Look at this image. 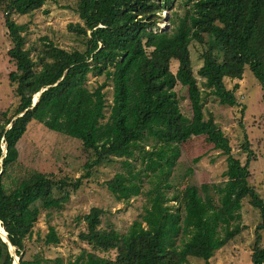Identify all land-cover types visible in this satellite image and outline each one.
<instances>
[{
	"label": "trees",
	"instance_id": "obj_1",
	"mask_svg": "<svg viewBox=\"0 0 264 264\" xmlns=\"http://www.w3.org/2000/svg\"><path fill=\"white\" fill-rule=\"evenodd\" d=\"M45 2L0 0L11 41L7 54L15 66L8 78L18 98L12 113L0 112V224L20 258L18 264H186L189 257L208 263L244 226L240 223L244 198L261 219L255 227L251 264H264L260 244L264 200L248 183L249 142L242 144L248 157L241 163L223 131L205 120L203 90L193 74L189 50L192 41L203 44L196 75L219 104H237L238 84L229 89L224 80H240L246 66L261 84L264 102V0H179L187 6L182 15L172 10L174 0H76L74 11L81 21L70 22L67 28L83 48L66 50L48 41L34 59L25 47L27 24L13 16L31 14ZM164 10L169 11V27L160 31L157 13ZM172 61L178 63L175 72L170 69ZM89 75L104 76L105 81L90 88ZM107 80L112 83L110 104L103 90ZM177 83L187 88L190 117L180 109ZM30 121L78 139L84 150L91 151L83 164L85 174L56 178L54 173L36 171L7 190L4 175L18 158L17 143ZM197 136L226 156V180L186 185L167 195L165 190L173 185L166 180L180 144ZM115 157H124L125 167L129 160L140 159L141 171L152 183L142 191L143 180L131 171L117 172L103 183L117 201L144 194L142 212L127 230L101 228L103 209L92 206L82 216L85 228L78 234L89 249L66 262L38 253L26 258L25 241L32 236L40 210L61 208L93 167ZM43 242H59L53 226ZM110 250L116 251L114 258L99 254ZM13 259L0 238V264Z\"/></svg>",
	"mask_w": 264,
	"mask_h": 264
},
{
	"label": "rangeland",
	"instance_id": "obj_2",
	"mask_svg": "<svg viewBox=\"0 0 264 264\" xmlns=\"http://www.w3.org/2000/svg\"><path fill=\"white\" fill-rule=\"evenodd\" d=\"M75 7L76 0H46L43 6L31 14L13 16L17 22L27 24L25 47L31 50L34 59L38 50L48 41L66 50L83 48L81 40L67 28L70 22L81 21L74 11ZM186 7L179 0H174L172 10L182 15ZM168 12L164 10L157 13L156 24L160 30L169 27ZM4 20L0 7V112L8 110L12 113L18 103V98L15 97L14 85L8 78V74L15 69V66L7 54L11 41ZM203 48V44L195 41L189 45L192 71L203 90L201 105L204 118L223 131L229 139L232 152L240 158L241 163H245L248 157V154L242 151V144L245 141L249 142L251 154L248 163L250 173L248 183L264 200V102L261 84L246 66L240 80L228 78L224 80L229 89L233 88L235 83L238 84L234 90L237 104L234 106L219 104L215 97L206 94L208 90L202 85L203 79L196 75L202 64ZM177 64L176 61L171 62L170 69L173 72L176 71ZM104 81V76L89 75L88 77L90 88ZM106 83L103 90L106 101L110 104L113 92L112 83L110 80ZM174 90L177 92L181 111L190 117L191 109L187 88L177 83ZM108 114L109 106L105 109L106 117ZM17 149L18 158L4 175L7 190L15 188L22 178L36 171L54 173L56 178L79 177L85 174L83 164L91 153L82 148L78 139L49 130L37 121H30L27 124L25 133L17 143ZM179 149L180 154L166 180L173 185L172 188L165 190L167 195L171 196L181 191L186 185L222 184L226 180L223 175L226 169V156L213 149L204 136L193 137L182 142ZM124 159V157H115L112 162H103L93 167L90 176L85 178L80 187L71 193L61 208L41 209L32 226V236L25 241V257L31 258L38 253L46 258L61 257L66 262L82 249H89L79 240L78 234L85 228L82 216L92 206L103 209L100 217L101 228H115L121 233L125 232L131 222L142 212L146 198L141 193L131 197L128 202L117 201L103 183L117 172L127 174L128 171L139 173L138 177L143 180L142 191L150 188L152 183L148 182L149 177L144 176V172L141 171L143 164L140 159L129 160V167L122 164ZM210 193L214 198L217 197L212 189ZM171 204L176 205L175 202ZM240 213V223L244 225L241 231L226 245L215 251L208 263L200 258L189 257L186 264H251V253L257 235L255 227L261 221L260 214L250 204L249 198L242 200ZM49 226L54 227L59 238V242L55 245H46L43 242ZM260 235V244L263 245L264 231H261ZM12 253H15L13 248ZM99 254L114 258L116 251L110 250ZM16 263L17 257H15L14 264Z\"/></svg>",
	"mask_w": 264,
	"mask_h": 264
},
{
	"label": "water",
	"instance_id": "obj_3",
	"mask_svg": "<svg viewBox=\"0 0 264 264\" xmlns=\"http://www.w3.org/2000/svg\"><path fill=\"white\" fill-rule=\"evenodd\" d=\"M167 29V28H166ZM160 31H163V30H160ZM39 94H40V92H38V93H36L34 96H33V99H32V106L33 105H35V103L37 102V100H38V96H39ZM22 114V113H21ZM20 114V115H21ZM10 127V124L7 126V128H9ZM4 152H5V149H4ZM0 164H1V160H0ZM0 238H1V240L3 241V242H6V241H4V239L0 236ZM6 244H7V246H8V249H9V251H10V246L11 247H13V245L10 243V241L9 242H6ZM13 249H14V247H13ZM15 252V251H14ZM10 254L12 255V253H11V251H10ZM16 255V254H15ZM17 256V255H16ZM19 260H20V258L17 256V263L16 264H18L19 263Z\"/></svg>",
	"mask_w": 264,
	"mask_h": 264
},
{
	"label": "bare ground",
	"instance_id": "obj_4",
	"mask_svg": "<svg viewBox=\"0 0 264 264\" xmlns=\"http://www.w3.org/2000/svg\"><path fill=\"white\" fill-rule=\"evenodd\" d=\"M2 235V236H1ZM0 236L4 239V241H6V242H9V239H8V237H7V234H6V232H5V230L1 227V224H0ZM6 239V240H5ZM8 239V240H7ZM10 248V251H11V253H12V248H11V246L9 247ZM12 255H13V263L12 264H14L15 263V257H17L16 255H15V253L13 254L12 253ZM15 255V256H14Z\"/></svg>",
	"mask_w": 264,
	"mask_h": 264
},
{
	"label": "clouds",
	"instance_id": "obj_5",
	"mask_svg": "<svg viewBox=\"0 0 264 264\" xmlns=\"http://www.w3.org/2000/svg\"><path fill=\"white\" fill-rule=\"evenodd\" d=\"M2 148H3V150L5 149V147H4V145H2ZM14 251H15V248H14ZM13 256V255H12ZM13 262V261H12ZM12 264V263H11Z\"/></svg>",
	"mask_w": 264,
	"mask_h": 264
}]
</instances>
